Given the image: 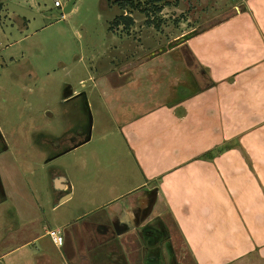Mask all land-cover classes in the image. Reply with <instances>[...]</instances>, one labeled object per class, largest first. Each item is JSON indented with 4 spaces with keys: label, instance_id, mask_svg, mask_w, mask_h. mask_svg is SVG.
Returning <instances> with one entry per match:
<instances>
[{
    "label": "rangeland",
    "instance_id": "rangeland-1",
    "mask_svg": "<svg viewBox=\"0 0 264 264\" xmlns=\"http://www.w3.org/2000/svg\"><path fill=\"white\" fill-rule=\"evenodd\" d=\"M54 1L0 0L5 6L9 5L11 15L20 14L17 19L5 20L4 15L0 17V135L8 146V159L17 160L25 168L44 210L43 223L37 229L38 236L42 237L27 250L35 255L37 264H73L72 257L82 258L80 255L83 256L82 264H112L106 260L112 253L120 254L118 261L121 264H136L145 259L147 253L139 244L133 243L134 234L121 237L118 244L122 252L115 245L93 249L87 244L88 237L96 242L102 237L95 230L94 218L111 208L120 214L132 215L133 219H136L134 214L138 211L146 212L148 222L157 223L152 204H147L144 195L147 179L134 160L127 138L111 120L101 97V93L107 90H103L101 81L96 80L99 74L104 73L103 63L111 64V68L104 73L107 80H126L133 75V71L120 77L123 66L132 70L133 63L140 65L147 59L148 53L158 54L162 47L174 45L177 42L173 40L175 36L181 33L196 35L240 12L247 0H167L158 5L160 11L145 4L136 8L129 6L126 13L132 10L130 15L134 21L128 28L123 24H114V20L124 12L115 4L116 0H107L110 9L104 4L106 0H76L74 9L64 14L65 18L62 13L53 12L58 9ZM45 24L48 26L41 29ZM109 27L120 37L113 40ZM10 42L15 44L7 47ZM80 56L85 63L96 64L80 68L75 63L68 67L57 63L59 59L76 62ZM137 73L144 77L146 67ZM235 97L239 98V95L233 99ZM238 101L233 103L229 121L232 128L241 123V126L235 127L237 134L207 156L213 160L223 151L231 149L226 162L231 167L226 170L225 182L221 177L223 190L220 191L219 184H216V202L222 205L225 202L226 208L237 214L232 216L231 226L248 230L254 222V215L264 210V182L255 179V174L262 173L260 164H264V159H261L264 158V113L259 114L261 103L239 104ZM86 107L93 119L91 131ZM246 109L258 114L248 115ZM245 130L254 132L247 138L248 143L255 144L257 141L258 146L251 147L245 137L242 139ZM88 134L91 139L87 144L70 151L75 135L86 137ZM51 159L54 165L68 168L74 178L77 176L74 180L78 182L74 198L56 211L52 210L49 181L41 169L42 163ZM83 162L88 169L77 174V168ZM181 170L186 177L188 166ZM111 188L117 194L114 195L116 198L110 205L95 209L113 197L108 193ZM100 190L97 199L90 197ZM82 193L87 196L85 200H81ZM180 202L191 201L181 198L174 201V208ZM193 202L206 205L208 201L200 199ZM81 212L83 214L79 218L77 214ZM161 217L164 218L161 224L166 221L160 232L164 243L163 248L153 249L154 252L162 251L160 260L164 257L167 264L174 263V252L184 264H195L192 252L186 247L171 216L167 213ZM59 225L62 226L60 235L66 239L63 247H56L52 237L45 235L44 230H56ZM11 229V220L0 211V264H14L11 261L19 258L20 252L13 255L14 259L8 256L23 240L25 231L18 235ZM67 232L69 235L75 232L77 236L70 242L72 246L69 245ZM219 250L218 246L201 248L200 254L212 256ZM252 250L259 248H244L241 252L248 257Z\"/></svg>",
    "mask_w": 264,
    "mask_h": 264
},
{
    "label": "crops",
    "instance_id": "crops-1",
    "mask_svg": "<svg viewBox=\"0 0 264 264\" xmlns=\"http://www.w3.org/2000/svg\"><path fill=\"white\" fill-rule=\"evenodd\" d=\"M106 2L107 0L104 4L110 9ZM0 3V17L4 15L5 20H10L20 16L17 13L11 15L9 5ZM63 17L65 18L64 15ZM47 26L45 24L40 28ZM108 30L113 40L120 37L110 27ZM182 36L184 33L175 36L173 40L178 41ZM13 44L15 42H10L7 47H12ZM151 55L152 52L148 53L147 59L138 66L134 62L132 70L127 66L120 68V77L128 76L133 71V75L123 81L107 80L104 73L111 68V64L103 63L104 73L99 74L96 81H101L100 86L107 90L106 93H101L106 109L113 123L127 138L134 160L147 179L144 182L147 184L144 195L147 204H152L153 213L156 215L154 219L161 224L164 220L162 214L168 213L171 216L170 219L175 223L186 247L192 252L195 264H264V210L254 215V222L248 230L241 226H231V218L237 214L227 209L225 202L223 205L216 202V184H219L220 191L223 190L221 177H224L225 182L226 170L231 167L230 163H226L229 161L227 158L231 155V149L223 151L219 158L215 157L213 160L207 156L214 153L217 147H223L237 134L235 127L241 126V123L234 128L229 123L235 101L239 100V104L261 103L259 114L264 113V0H247L240 12L196 35L193 34L190 39L168 48L165 52ZM57 63L64 67L75 63L80 68H86L91 62L85 63V59L80 56L76 62L59 59ZM144 67L146 74L143 77L137 72ZM237 94L239 98L233 99ZM246 111L251 116L258 114L252 110ZM241 129L239 130L242 132ZM243 132L242 139L246 138L247 145L258 146L257 141L255 144L248 143L247 138L254 132ZM85 138L79 144L72 141L70 151L87 144L88 141L83 143ZM8 150L6 144L0 149V211L11 220L12 232L19 235L22 230L25 231L23 240H20V244L8 258L14 259L13 255L20 252L17 256L19 258L11 263L37 264L35 255L27 248L42 237L38 236L37 229L43 223L44 210L27 178L25 168L17 160L8 159ZM261 159L263 161L264 158ZM256 162L259 164L260 161ZM185 166L189 168L186 177L184 170H181ZM260 167L262 173L255 174V179L264 182V164L261 163ZM41 169L45 171L44 177L49 181L50 195L53 197L52 210L65 207L75 196L78 182L74 179L77 176L74 178L66 167L54 165L53 159L42 163ZM87 169L83 162L77 168V174ZM113 190L111 188L108 191L113 197L95 209L110 205L116 198L114 195H117ZM100 192L101 190L96 191L90 197L97 199ZM86 197L82 193L81 200ZM181 198L191 202H180L174 208V201ZM200 199L207 200V204L193 202ZM82 214L78 213L77 216L80 218ZM119 215L118 211L111 208L94 218L95 230L102 237L98 242L93 239L90 246L87 243L90 248L113 246L111 238L108 239L103 234L104 230L108 233L112 230L119 236L129 233L136 236L137 226L151 224L148 219L145 223L135 224L128 218L125 223H130L129 226L125 224L118 229L111 224ZM106 222L111 223V226L103 229L102 224ZM165 224L166 221L162 225ZM44 230L45 235H50L49 231L54 229ZM70 233L69 235L67 232L69 245L77 237L75 232ZM139 238L135 237L133 243L141 247ZM53 243L56 247H63L66 239L64 238L62 245H57L54 240ZM215 246L220 247V250L215 251L214 255L200 254L201 248L210 249ZM244 248L259 250H252L248 257H244L241 252ZM7 255L8 253L5 257ZM119 255L109 254L106 260L112 264H121L118 261ZM80 256L82 258L72 257L73 264H82L83 256ZM177 262L184 264L180 257ZM136 264H147V261L143 259Z\"/></svg>",
    "mask_w": 264,
    "mask_h": 264
},
{
    "label": "flooded vegetation",
    "instance_id": "flooded-vegetation-1",
    "mask_svg": "<svg viewBox=\"0 0 264 264\" xmlns=\"http://www.w3.org/2000/svg\"><path fill=\"white\" fill-rule=\"evenodd\" d=\"M68 97H71V95H69ZM87 137V136H86ZM84 138V136L81 137V135H75V137L73 138L72 141H76V144H79L80 141ZM0 139L2 142V148L5 146V142L4 139L2 137V135H0ZM146 212H137L134 214V216L136 217V219L131 218L132 215H124V214H120L119 216H117L111 223L106 222L105 224H102V228L103 229H107L108 227H110L111 225L116 227L118 229L122 228L125 224L127 225V227L129 226L130 223H125L126 219H130V221L135 224H139L138 222L141 223H145L147 220V216L145 214ZM136 220V221H135ZM111 224V225H110ZM137 226V232H136V237L140 239V243H141V247L144 249V253H147V257H145V261H147L149 264H167L165 262V259H161L160 257H162V251L159 252H154L153 249L156 248H163V243L164 240L161 239L160 237V232L162 231L163 225L160 224L159 222L157 223H151V224H145L144 226L140 227ZM104 235L108 236V239L111 238V241L113 243V245H115L118 248V251H121V246L120 244H118V242L121 240L122 236L117 235L116 232L114 231H110V233L108 234V231L103 232ZM142 238V240H141ZM88 240L93 241V238L88 237ZM87 240V243H89L90 246V242ZM64 241V239H63ZM116 241V243H115ZM63 244V243H62ZM88 246V247H89ZM122 252V251H121ZM128 253V251H127ZM126 253H123V255ZM178 254V253H177ZM174 263L173 264H179L177 262V259L179 257V255L177 256L176 253L174 252ZM169 264V263H168Z\"/></svg>",
    "mask_w": 264,
    "mask_h": 264
},
{
    "label": "trees",
    "instance_id": "trees-1",
    "mask_svg": "<svg viewBox=\"0 0 264 264\" xmlns=\"http://www.w3.org/2000/svg\"><path fill=\"white\" fill-rule=\"evenodd\" d=\"M166 1L167 0H144L141 2L140 0H138L136 2V0H116L115 4L119 5V8L121 9V11H124V12L121 13L118 16V18H116V19L114 18L116 20V21L114 20V24H116L118 26L123 24L126 28H128L132 24L134 19L130 14L133 11L131 10L130 13H128V12L126 13V8L129 6L136 8V7H141L142 5L145 4V5L149 6L150 8H154L157 11L159 9V11H160L161 7L160 6L158 7V5L162 4ZM1 6H2V4L0 3V9H1ZM148 10L149 9H147V13H148Z\"/></svg>",
    "mask_w": 264,
    "mask_h": 264
},
{
    "label": "water",
    "instance_id": "water-1",
    "mask_svg": "<svg viewBox=\"0 0 264 264\" xmlns=\"http://www.w3.org/2000/svg\"><path fill=\"white\" fill-rule=\"evenodd\" d=\"M75 2H76V0H70L68 3H67V5H65V7L63 8V9H58V10H55V11H57V12H59V13H62L63 15L64 14H67V13H69L71 10H72V8H73V5L75 4ZM193 36V34H186V35H184V36H182L174 45H176V44H179V43H181V42H184V41H186V40H188V39H190L191 37ZM174 45H169V46H167V47H162L160 50H159V53H161V52H165V51H167V49L168 48H171V47H173ZM154 55H156L155 53H152V56H154ZM86 104H87V102H86ZM87 108V111H88V115H89V129H90V131H91V128H92V115H91V113H90V109H88V107H86ZM90 140V134H88V136L85 138V140L83 141V143L84 142H87V141H89Z\"/></svg>",
    "mask_w": 264,
    "mask_h": 264
},
{
    "label": "built area",
    "instance_id": "built-area-1",
    "mask_svg": "<svg viewBox=\"0 0 264 264\" xmlns=\"http://www.w3.org/2000/svg\"><path fill=\"white\" fill-rule=\"evenodd\" d=\"M69 1L70 0H55L54 5L58 9H63ZM49 234L57 245H62L63 237L60 235L59 230H51L49 231Z\"/></svg>",
    "mask_w": 264,
    "mask_h": 264
}]
</instances>
